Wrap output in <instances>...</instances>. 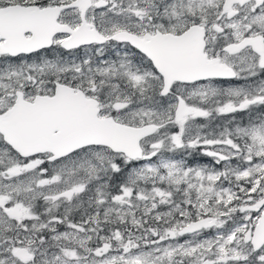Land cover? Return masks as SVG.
<instances>
[{
	"label": "snow or ice",
	"instance_id": "snow-or-ice-1",
	"mask_svg": "<svg viewBox=\"0 0 264 264\" xmlns=\"http://www.w3.org/2000/svg\"><path fill=\"white\" fill-rule=\"evenodd\" d=\"M0 264H264V0H0Z\"/></svg>",
	"mask_w": 264,
	"mask_h": 264
}]
</instances>
